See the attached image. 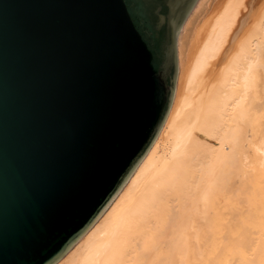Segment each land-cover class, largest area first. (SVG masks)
Returning a JSON list of instances; mask_svg holds the SVG:
<instances>
[{
    "label": "water",
    "instance_id": "obj_1",
    "mask_svg": "<svg viewBox=\"0 0 264 264\" xmlns=\"http://www.w3.org/2000/svg\"><path fill=\"white\" fill-rule=\"evenodd\" d=\"M198 0H0V264H54L159 135Z\"/></svg>",
    "mask_w": 264,
    "mask_h": 264
},
{
    "label": "bare ground",
    "instance_id": "obj_2",
    "mask_svg": "<svg viewBox=\"0 0 264 264\" xmlns=\"http://www.w3.org/2000/svg\"><path fill=\"white\" fill-rule=\"evenodd\" d=\"M264 0H199L166 121L54 264H264Z\"/></svg>",
    "mask_w": 264,
    "mask_h": 264
},
{
    "label": "rangeland",
    "instance_id": "obj_3",
    "mask_svg": "<svg viewBox=\"0 0 264 264\" xmlns=\"http://www.w3.org/2000/svg\"><path fill=\"white\" fill-rule=\"evenodd\" d=\"M198 3H199V0L196 2V4H195V6L193 7V9H195L196 7H197V5H198ZM192 9V10H193ZM264 12V4H263V6L261 7V9L259 10V12ZM191 13V12H190ZM188 18V17H187ZM187 20V19H186ZM186 22V21H185ZM182 31V30H181ZM181 31H180V33H181ZM180 37V36H179ZM179 44H180V40H179V42H178V47H179ZM179 49V48H178ZM178 60H179V73H178V78H179V75H180V68H181V66H180V58H179V51H178ZM173 104V103H172Z\"/></svg>",
    "mask_w": 264,
    "mask_h": 264
}]
</instances>
